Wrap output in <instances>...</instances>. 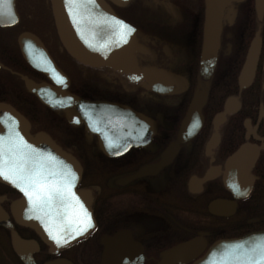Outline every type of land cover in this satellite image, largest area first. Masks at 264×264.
I'll return each instance as SVG.
<instances>
[{"label":"flooded vegetation","instance_id":"af4514ba","mask_svg":"<svg viewBox=\"0 0 264 264\" xmlns=\"http://www.w3.org/2000/svg\"><path fill=\"white\" fill-rule=\"evenodd\" d=\"M104 1L135 29L140 71L170 77L169 91L155 89L142 76L132 80L116 68L75 59L57 34L52 0H0V103L23 115L32 135L46 133L78 159L82 172L76 191L89 193L94 220L88 233L70 243L49 242L38 221L32 227L15 219L11 208L23 194L0 181V264H198L209 251L223 257V264L259 259L264 248V0L226 4L209 34L213 50L206 58L205 0ZM23 33L37 36L63 71L57 85L62 91L140 113L150 121L139 142L150 141L108 156L97 134L66 119L72 107L53 110L29 92L23 76L53 83L23 57L18 42ZM9 50L18 54L9 57ZM202 62H210L207 69ZM14 81L21 91L7 88ZM40 110L63 118L81 136L72 137L67 129L59 138L52 119L37 118ZM179 134L188 136L183 141ZM173 143L177 150L168 163L120 182L157 165Z\"/></svg>","mask_w":264,"mask_h":264},{"label":"water","instance_id":"95a60500","mask_svg":"<svg viewBox=\"0 0 264 264\" xmlns=\"http://www.w3.org/2000/svg\"><path fill=\"white\" fill-rule=\"evenodd\" d=\"M112 1L117 5H126L131 0ZM232 1L238 0H205V58L207 53L213 50V42L209 34L216 26L217 21H220L225 5ZM52 4L57 34L67 52L75 59L94 66L116 68L132 80H137L139 76H142L159 91L171 89L170 77L157 71H140L134 52L141 48L136 43L134 32L126 36L121 35L123 30L116 21H122V19L114 13L104 0H52ZM123 23L126 24L124 21ZM18 42L25 60L32 67L48 76L53 83V85L36 83L23 76L26 89L53 110L58 111L72 107L66 111V119L72 124L84 123L90 133L97 134L100 149L106 155H119L131 146H143L150 141L151 138L146 142H139L146 138L142 136V130L149 128L150 119L118 103L82 100L62 91L58 86L61 85L60 81L65 77L64 73L53 62L39 39L32 34L23 33L19 36ZM209 64L210 62H202L204 69H207ZM195 104L196 96L191 102L187 118L183 122L184 129L189 123V117L193 114L192 109ZM16 133H19V136L23 137L24 141L32 148L44 154L50 153L55 158L53 161L47 162L53 171L64 173L71 169V172L75 174L71 187V192L75 193V197L69 195L64 201L56 200L50 205H34L29 202L20 188L0 177L1 182L15 187L23 194L22 200L15 202L11 208L15 219L32 227L36 226L38 221L42 233L45 231L47 234L44 237L49 242L52 240L49 235L50 231L55 232L54 235L59 234L61 230L70 232L74 238L68 243L84 236L93 228L94 220L89 193H77L76 191L82 172L79 161L64 151L46 133L30 134L28 121L9 104L0 103V137H3L7 144L10 138H15ZM190 133L192 132L190 131ZM179 137L183 141L186 139L180 134ZM113 140L125 143L115 146L117 143L111 142ZM176 147V143L170 145L157 165L146 167L133 176L123 178L120 182L154 171L156 167L168 163L175 154ZM76 197L87 209V214L91 218V227H88L87 231L80 235H76L72 231V228L76 226V221L83 218V212L76 203ZM1 217L0 214V219H2ZM212 255L209 251L198 264H223V257L214 258Z\"/></svg>","mask_w":264,"mask_h":264},{"label":"snow or ice","instance_id":"6c2138e0","mask_svg":"<svg viewBox=\"0 0 264 264\" xmlns=\"http://www.w3.org/2000/svg\"><path fill=\"white\" fill-rule=\"evenodd\" d=\"M116 23L123 30L122 36L135 31L123 21H116ZM54 159L50 153L44 154L32 148L23 137L19 136V133H16L15 138H10L7 144L4 138L0 137V177L20 188L29 202L34 205H50L56 200L64 201L69 195L75 197V193L71 192L75 174L71 172V169L64 173L53 171L47 162ZM75 199L83 212V218L76 221L72 231L80 235L91 227V218L87 214V209L79 202V198ZM49 235L58 245L67 244L74 238L70 232L64 230L55 235L50 231ZM259 255V259L253 257L247 264H264V248Z\"/></svg>","mask_w":264,"mask_h":264},{"label":"rangeland","instance_id":"374dc122","mask_svg":"<svg viewBox=\"0 0 264 264\" xmlns=\"http://www.w3.org/2000/svg\"><path fill=\"white\" fill-rule=\"evenodd\" d=\"M7 54H8V56L9 57H14L15 56V54L17 55L18 54V51L17 52H15V50H9V52H7ZM60 59H61V61H63V58H61L60 57ZM22 65V64H21ZM21 65H19V66H21ZM8 80L7 81H9L10 82V79L9 78H7ZM17 82L18 83H20L21 81H19L18 79H17ZM18 86V84H16L15 83V81L14 82H12V83H8L7 84V88H9V89H13V90H15L16 92H19V91H21V89L20 88H18L17 87ZM45 111L44 110H40V113L38 114L37 113V118L39 119V120H43L45 123H50V121H51V119L53 120V132L55 133V135L56 136H58L59 138H60V136H62V134H64V133H67L66 132V130L68 129V124L64 121V119L63 118H59L58 116H56V115H49V114H47V113H45V114H41V113H44ZM43 115V116H42ZM69 131H70V129H68ZM75 132H71L70 131V133H68L70 136H72V135H74V133H75V135L76 136H81V130H79V129H73ZM73 137V136H72ZM71 137V143L72 144H74L75 145V142H74V139ZM68 143H69V140H68ZM70 143V144H71ZM90 148L92 147V146H89ZM79 148V147H78ZM76 149V148H75ZM85 149V148H84ZM76 150H78V149H76ZM89 158V157H88ZM89 160V159H88ZM91 160H95L94 158H92ZM96 164V162H89L88 163V165H90L91 167H93L92 165L93 164Z\"/></svg>","mask_w":264,"mask_h":264},{"label":"bare ground","instance_id":"6f19581e","mask_svg":"<svg viewBox=\"0 0 264 264\" xmlns=\"http://www.w3.org/2000/svg\"><path fill=\"white\" fill-rule=\"evenodd\" d=\"M71 155H73L72 153H70Z\"/></svg>","mask_w":264,"mask_h":264}]
</instances>
